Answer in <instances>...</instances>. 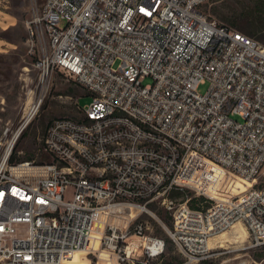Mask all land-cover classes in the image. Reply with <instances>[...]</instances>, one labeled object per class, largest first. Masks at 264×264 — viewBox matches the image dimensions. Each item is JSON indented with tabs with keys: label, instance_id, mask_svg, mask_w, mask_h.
<instances>
[{
	"label": "built area",
	"instance_id": "obj_1",
	"mask_svg": "<svg viewBox=\"0 0 264 264\" xmlns=\"http://www.w3.org/2000/svg\"><path fill=\"white\" fill-rule=\"evenodd\" d=\"M213 1L44 0L33 9L35 116L0 157V264H70L100 214H135L137 225L108 223L107 259L96 264L161 262L166 241L139 222L157 203L173 218L181 264L211 259V241L239 224L252 248L264 245V188L220 196L228 175L257 183L264 169V45L210 19L203 7ZM57 73L93 101L82 108L78 97L80 118L53 122L39 160L11 165ZM187 188L212 206L171 198Z\"/></svg>",
	"mask_w": 264,
	"mask_h": 264
},
{
	"label": "rangeland",
	"instance_id": "obj_2",
	"mask_svg": "<svg viewBox=\"0 0 264 264\" xmlns=\"http://www.w3.org/2000/svg\"><path fill=\"white\" fill-rule=\"evenodd\" d=\"M44 0H0V65L4 67L0 74V157L2 156L7 143L17 133L24 122L26 114L36 102V86L39 72L37 69V57L33 54L35 41L31 37L30 23L32 22L35 8L40 9ZM263 0H216L206 4L203 12L220 25L230 26L233 20L243 19L246 16H253L258 8L257 5ZM263 3V2H262ZM254 20H256L254 18ZM3 34L7 36L1 37ZM7 38V39H6ZM4 58V59H3ZM147 80L146 84H151ZM210 85H202L199 93L207 94ZM80 98L82 108L89 106L93 98L85 94L82 87L76 82L61 73L55 74L49 94L44 100L39 113L20 136L14 153L17 158L25 159L32 155L39 160V146L44 141L51 124L62 118L79 119L80 113L76 108V100ZM238 119V118H237ZM240 120V119H239ZM240 122H242L240 120ZM10 130L8 137L6 131ZM241 181L238 175H228L220 185L221 197L231 199V193H225L229 184ZM252 184V182H251ZM256 188H264V169L258 177ZM247 186V185H246ZM189 196L195 197L194 190L187 188ZM240 189H236V192ZM190 192V193H189ZM233 192V191H232ZM239 196L243 197L241 192ZM229 196H227V195ZM231 195V196H230ZM187 200V199H186ZM176 201H184L183 198ZM154 215L142 214L139 222L143 221L148 227V235L166 241L169 249L167 256L161 262L152 264H181L184 257L172 242L168 231L173 227V218L164 212L161 206L154 204L150 207ZM167 216L163 221L160 217ZM131 219L117 221L113 218L103 217L98 223L96 230L101 237L106 231L110 222H116L123 229L130 226L131 233L134 232L137 222L130 224ZM245 228L237 225L212 240L211 247L216 249L208 264H264V245L252 248L253 239L248 234L245 240L238 239L239 232ZM246 229V228H245ZM170 241V244L169 242ZM102 249L94 251L85 257L84 264L104 263ZM203 264V263H202Z\"/></svg>",
	"mask_w": 264,
	"mask_h": 264
},
{
	"label": "trees",
	"instance_id": "obj_3",
	"mask_svg": "<svg viewBox=\"0 0 264 264\" xmlns=\"http://www.w3.org/2000/svg\"><path fill=\"white\" fill-rule=\"evenodd\" d=\"M262 2L259 3V5H257L258 8L256 9V12L253 16H246L243 19L233 20L230 22V26H227V27H229L231 29H235V30L259 41L260 43H262L264 45V0ZM254 18L256 20H254ZM7 35L8 34H3V35H1V37L5 38V36H7ZM3 67H4V64H1L0 70H2ZM0 74H2L1 71H0ZM34 160H35V157H33L32 155L26 156L25 159H21V158H17V156L14 153L13 157L10 160V164L16 165V164H20L23 162H30V161H34ZM187 194H188L187 190H185L184 192L173 191L171 198L174 200L180 199V198H183V200L190 199V202H189L190 208L192 210H195V211H202V210L207 211L213 204L210 200H207L205 198H196L193 195L187 197L186 196ZM160 218L163 221L168 219L167 216H163V215ZM140 223H143L145 225V223L143 221H140ZM168 242L170 244V241H168ZM168 249H169V247L167 245V251H168ZM203 264H208V263L204 262Z\"/></svg>",
	"mask_w": 264,
	"mask_h": 264
},
{
	"label": "bare ground",
	"instance_id": "obj_4",
	"mask_svg": "<svg viewBox=\"0 0 264 264\" xmlns=\"http://www.w3.org/2000/svg\"><path fill=\"white\" fill-rule=\"evenodd\" d=\"M30 113V117H29V121L31 120V116L34 117L35 116V112L31 111V109L29 110ZM238 177L241 178V181L239 182H236L235 184H229L226 188V191L224 190L225 193H231L234 197H237L239 196V192H241V194H246L248 193L256 184V182H253V181H250L242 176H239ZM252 182V184H251ZM247 185V186H246ZM236 189H240L239 191L236 192ZM233 191V192H232ZM222 194V193H221ZM226 194V195H227ZM221 196V195H220ZM229 196V195H227ZM231 196V195H230ZM224 197V196H223ZM233 197V198H234ZM135 217V214L130 216L129 219H133ZM98 223H101V221H103V214H100L99 215V218H98ZM97 223V225H98ZM242 226V225H241ZM244 226V225H243ZM97 227V226H96ZM236 227V226H235ZM234 227V228H235ZM245 227V226H244ZM233 228V229H234ZM246 228V227H245ZM243 228L241 230L240 235H238V239H241V240H245L247 237H248V231L247 229ZM223 235V234H222ZM102 241V237L100 235V233L97 232L96 228L93 232V235H92V238L88 244V248L87 249H84L78 253H76L67 263H70V264H84L85 263V257H87L88 255L91 254V251H98L101 249V242ZM212 242V241H211ZM210 247H211V244H210ZM213 247H211L212 249ZM213 250H216V249H213ZM104 259H107L106 255L103 253L102 254Z\"/></svg>",
	"mask_w": 264,
	"mask_h": 264
},
{
	"label": "crops",
	"instance_id": "obj_5",
	"mask_svg": "<svg viewBox=\"0 0 264 264\" xmlns=\"http://www.w3.org/2000/svg\"><path fill=\"white\" fill-rule=\"evenodd\" d=\"M48 160V159H47Z\"/></svg>",
	"mask_w": 264,
	"mask_h": 264
}]
</instances>
